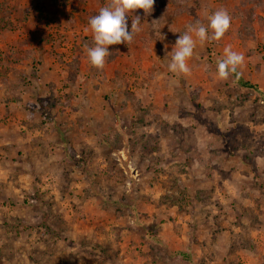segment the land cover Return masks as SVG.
<instances>
[{"label":"rangeland","instance_id":"obj_1","mask_svg":"<svg viewBox=\"0 0 264 264\" xmlns=\"http://www.w3.org/2000/svg\"><path fill=\"white\" fill-rule=\"evenodd\" d=\"M105 4L0 0V264H245L226 231L243 226L235 205L255 220L245 242L264 229V199L246 205L238 181L264 179V0H155L97 70L85 29ZM219 9L231 16L222 40L197 43L190 74L170 73L165 45ZM229 45L260 96L234 74L215 79Z\"/></svg>","mask_w":264,"mask_h":264},{"label":"clouds","instance_id":"obj_2","mask_svg":"<svg viewBox=\"0 0 264 264\" xmlns=\"http://www.w3.org/2000/svg\"><path fill=\"white\" fill-rule=\"evenodd\" d=\"M154 5L155 0H106L105 6L90 18L89 28L85 29L86 32H91L93 39V46H85L90 65L97 70H103L106 58L112 54L109 47L125 43L128 45L133 41L134 35L141 31V17L134 16L133 13L143 10L145 15H150ZM128 16H132L131 31ZM208 21L207 25L199 20L195 24L187 25L186 31L178 37L170 53L165 45V52L171 57L168 65L170 73L175 76L190 74L188 61L193 57L197 43L203 46L206 42H219L231 26V16L225 9L215 11L208 17ZM244 60L242 53L233 51L230 45L226 46L223 56L216 61L215 79L228 80L231 74L237 73Z\"/></svg>","mask_w":264,"mask_h":264},{"label":"crops","instance_id":"obj_3","mask_svg":"<svg viewBox=\"0 0 264 264\" xmlns=\"http://www.w3.org/2000/svg\"><path fill=\"white\" fill-rule=\"evenodd\" d=\"M250 83H252V84H254V85H256L257 87H258V91H256V90H254V89H249V88H245V89H248V90H252V92H254L255 94H259V96L262 94L261 92L263 91V88H262V86L261 85H258L257 83H255V81H249ZM244 88V87H243ZM12 98V97H11ZM16 98H18V97H16ZM19 98H22L23 100L21 101L20 99H16L15 100V102L14 103H16V102H18V100L19 101H21V103H24L25 104V99H24V96L22 95V96H20V94H19ZM42 100V99H41ZM37 101V100H36ZM261 101H262V103H264V100H262V98H261ZM9 103H10V101H8ZM7 102V103H8ZM30 103H34V102H32V101H30ZM37 103H38V101H37ZM22 105V104H21ZM10 108V107H9ZM14 109V107H12V108H10V109H5V110H7V111H5V112H3L5 115H7L8 113V111H9V120H10V118H14V113H13V110ZM24 109L27 111V112H24V113H22L23 115H25V117H29L30 116V114H31V112H30V110H29V108L28 107H24ZM2 110L0 109V112H1ZM30 113V114H29ZM24 128H25V126H24ZM28 130V129H27ZM35 132H36V130H35ZM205 132H207V131H205ZM205 132H203V133H205ZM35 135V134H34ZM212 135H214V134H212ZM43 136V135H42ZM219 145H221V143H219ZM6 147V146H5ZM6 149V148H5ZM209 151V153H213V152H216V151H219V153H221V151H222V148L221 147H217V146H215V145H213L212 147L210 146V149L208 150ZM215 156V155H214ZM230 156V155H229ZM239 180H241V181H244L245 180V182H244V184L246 185V187H245V189H246V201H247V203H246V205H249V206H252L251 205V202L253 201V199H254V201H257V200H261V199H259L258 197H256L255 195H259L261 198H263L264 199V179H238V181ZM225 181V180H224ZM223 183V182H222ZM225 183V185H227V181H225L224 182ZM204 185V187L205 188H207L206 186H205V183L203 184ZM212 186H213V184H212ZM212 186L210 187V189H212ZM255 187V188H254ZM203 188V187H202ZM230 191L231 192H233V195L231 196L232 197V199H233V203H234V201H235V199H237L235 196H237L236 195V192H234L232 189H230ZM247 192H249V193H247ZM252 194H255L253 197H252ZM220 198V197H219ZM218 198V199H219ZM188 199V198H187ZM191 199V198H190ZM221 199V198H220ZM261 202V201H260ZM187 203H188V201H187ZM221 204L223 205V206H225V203H223V202H221ZM218 205H219V203H218ZM235 205V204H234ZM236 207H232V209H233V212H234V214L236 215V216H242L243 218V226H241V229H234L233 228V230H230V231H226L227 233L226 234H229V236H230V233H231V239H229V243H230V245L233 243V242H237V245H238V250H237V258L238 259H240L241 258V260L245 263V264H264V229H260V230H254L255 231V233H254V231H253V234H252V237H251V239H252V242L251 243H249V242H245V238H243V234H244V232L242 231V230H244V229H247V228H249L247 225H249V221H251V223L250 224H253L254 222H255V220L254 219H251L250 220V218L248 219L247 218V216H245V215H249V213H250V210L248 209V210H246V208L245 207H242V206H237V205H235ZM221 207V205H219V208ZM218 209V208H217ZM224 211L225 212H229V208H225L224 209ZM251 212H254V210H251ZM237 220H239V219H237ZM247 226V227H246ZM263 228H264V226H263ZM165 230V229H164ZM225 234V233H224ZM59 241V240H58ZM204 241V240H203ZM189 242L187 245H186V247H198V248H205L206 246H207V241H204V242ZM220 241H221V239H220ZM220 241H219V243H220ZM199 244V243H203V245L205 246H199V245H197V244ZM206 244V245H205ZM218 245V244H217ZM218 247H219V245L216 247L217 248V250H218ZM53 251V250H52ZM51 251V252H52ZM52 253H54V252H52ZM57 253H55V255H56ZM102 256V258H101V261H97V263L96 264H107V261L104 259V257H103V255H101ZM55 258H56V256H54ZM100 260V259H99ZM105 260V261H104ZM224 261V260H223ZM126 262H127V260H126ZM87 263V262H86ZM85 263V264H86ZM88 264V263H87ZM89 264H93L92 263V261H91V263H89ZM216 264H222V261H220L219 259L216 261Z\"/></svg>","mask_w":264,"mask_h":264},{"label":"trees","instance_id":"obj_4","mask_svg":"<svg viewBox=\"0 0 264 264\" xmlns=\"http://www.w3.org/2000/svg\"><path fill=\"white\" fill-rule=\"evenodd\" d=\"M241 16H242V18H244L243 19L244 20L243 21L244 25H243V28H240L239 31H238V35L239 36H242L244 31L247 32V30L249 28L247 26L248 23H250V21L254 17H256L252 9H247L246 11L243 10L242 13H241ZM241 31H242V33H241ZM234 75L236 77L237 85H239L240 87L254 89V90L258 91V87L256 85L250 83L249 81H246L243 77H241L238 74V72L236 74H234ZM46 103L47 102H43V101L41 102V104H42V108L41 109H44V107H46ZM118 141L119 140L117 138H115V144H118Z\"/></svg>","mask_w":264,"mask_h":264}]
</instances>
